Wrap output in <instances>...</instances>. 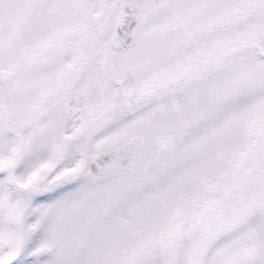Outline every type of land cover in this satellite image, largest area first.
<instances>
[{"label": "snow or ice", "instance_id": "obj_1", "mask_svg": "<svg viewBox=\"0 0 264 264\" xmlns=\"http://www.w3.org/2000/svg\"><path fill=\"white\" fill-rule=\"evenodd\" d=\"M0 264H264V0H0Z\"/></svg>", "mask_w": 264, "mask_h": 264}]
</instances>
